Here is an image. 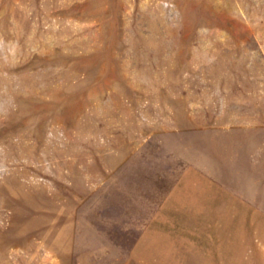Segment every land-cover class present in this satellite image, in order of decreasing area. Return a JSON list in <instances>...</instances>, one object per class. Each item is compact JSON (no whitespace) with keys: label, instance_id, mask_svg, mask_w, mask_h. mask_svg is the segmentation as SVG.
I'll list each match as a JSON object with an SVG mask.
<instances>
[{"label":"rangeland","instance_id":"rangeland-1","mask_svg":"<svg viewBox=\"0 0 264 264\" xmlns=\"http://www.w3.org/2000/svg\"><path fill=\"white\" fill-rule=\"evenodd\" d=\"M0 264H264V0H0Z\"/></svg>","mask_w":264,"mask_h":264}]
</instances>
